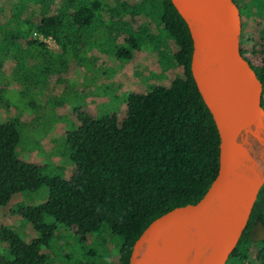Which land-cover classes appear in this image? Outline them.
<instances>
[{
  "label": "trees",
  "instance_id": "obj_1",
  "mask_svg": "<svg viewBox=\"0 0 264 264\" xmlns=\"http://www.w3.org/2000/svg\"><path fill=\"white\" fill-rule=\"evenodd\" d=\"M0 1V55L5 57H0V87L13 82L31 85L39 71L40 79L56 74L59 86L62 76L69 77L68 68L56 66L61 56L37 39H26L35 32L54 39L62 55L74 51L79 56L92 40V30H106V40L118 59L131 61L136 53H157L163 68L181 69L169 88L157 86L148 95H127L122 120L112 114L97 121L77 111L80 126L65 133V146L54 141L56 146L49 153L64 162L70 159L73 170L69 179L63 165L51 162L43 170L23 159V131L30 126L23 117L31 108L14 119L0 120V211L11 206L16 196L48 189L47 201L45 198L39 205L24 201L11 211L28 220L36 233L47 234L45 240L27 242L11 226L0 225L4 248L0 264H56L57 260L52 262L42 254L50 249L52 235L59 236V241L70 235L82 256L79 262L71 257L61 264H129L142 232L165 213L198 203L218 175L220 136L192 75L190 27L172 0ZM250 6L254 8L246 15L259 19L264 0ZM104 16L106 20L94 23ZM259 38L260 50L252 53L260 56L254 69L264 88V30ZM15 52L16 62L5 76L3 65ZM81 61L76 65L83 66ZM25 65L27 76L22 73ZM1 96L0 108L10 107L2 106ZM32 107L36 111L43 108L35 103ZM32 142L39 145L35 138ZM32 148L35 153L39 147ZM258 219L264 222V185L227 264L248 260L254 251L252 244H256L258 263L264 264V241L255 243L249 237ZM114 239L122 241L116 253L118 262L113 260L116 251L109 247Z\"/></svg>",
  "mask_w": 264,
  "mask_h": 264
},
{
  "label": "water",
  "instance_id": "obj_2",
  "mask_svg": "<svg viewBox=\"0 0 264 264\" xmlns=\"http://www.w3.org/2000/svg\"><path fill=\"white\" fill-rule=\"evenodd\" d=\"M193 40L191 71L220 136L219 171L196 204L154 220L136 240L129 264H227L264 185V88L241 52L242 17L234 0H172ZM264 155V150L262 151ZM250 240L264 241L258 219Z\"/></svg>",
  "mask_w": 264,
  "mask_h": 264
},
{
  "label": "rangeland",
  "instance_id": "obj_3",
  "mask_svg": "<svg viewBox=\"0 0 264 264\" xmlns=\"http://www.w3.org/2000/svg\"><path fill=\"white\" fill-rule=\"evenodd\" d=\"M16 1L18 0H13V3ZM1 5L0 1V7ZM4 9L8 11V5ZM258 18L257 20H251L249 16H246L243 19L246 25L243 34V49L247 52H254L256 50V54L258 49L260 50V33L264 30V16H259ZM102 20H106V16L97 19L94 23L97 25ZM105 31L94 32L92 30L90 34L92 40H88L85 43L84 51L79 56H75L74 51L62 55L59 52L60 46L58 49L53 50L55 54L61 56L56 66H60L62 70L68 68L69 77H66V75L61 77L63 79L61 86L56 84V74L47 76L45 79H40L39 75L41 73L39 71L36 78L30 81L32 86L24 82H18V85H16L13 82V84L0 87V89L2 88L0 94H2L1 97L3 102H5L2 103V106L7 104L10 106L8 108L5 106L2 109L0 108V120L8 121L14 119L25 108H31L27 109L23 117V120L30 124L23 131L24 137L26 136V140L22 137L24 141L22 140L21 143V146H24L25 149V152L22 154L23 159L35 162L43 170H46V166L51 164V162L56 165H63L67 168L66 177L68 179L73 170L70 159L66 158L68 161L66 163V160L64 162L62 157L52 158L49 153L56 146L54 141L59 140L60 146H65V133L73 131L80 126L76 114L77 111L85 112L93 120L97 121L112 114H115L122 120L126 114L125 102L127 95L131 93L148 95L157 86L169 88L177 74L181 71L176 66L171 69H167V67L163 68L158 60L157 53H136L131 61L118 59L113 53V46L109 43L108 39L106 40L107 34ZM27 38L31 40V37L27 36ZM109 45L112 47L111 53L107 51L110 47ZM117 46H119L118 43ZM17 54L18 52L12 53V56L5 61L3 65L6 72L5 76L10 73L11 66L16 62L15 58L18 57ZM0 57L5 59L4 54L0 55ZM249 58L253 61L255 67H258L260 56L255 55L254 59L249 56ZM77 61L85 64L83 66L76 65ZM26 63H32V61H27ZM26 65L22 68V73L25 76H27L29 70ZM37 80L42 81L38 82ZM34 103L35 106L43 108L36 111L32 107ZM17 111L18 114L16 113ZM38 122L40 125L36 127ZM33 138L39 142V145H35L32 142ZM31 146H38L39 148L34 153L31 151L33 150ZM259 146V142L252 140L250 151L256 152L261 158L259 160L260 163L264 165V155H262L264 149H261ZM38 153L39 155H37ZM45 198V201H47L48 189H42L37 194L16 196L12 200V208L8 206L0 211V225L11 226L10 228L27 242H30L34 238L45 240V235L47 234L36 233L28 220L18 215H11L12 209L15 210L18 204L26 201L33 205H39L44 202ZM58 237L55 235L51 236L50 249L42 250V254L49 256L52 262L57 260L56 264H61L60 261L68 260L71 257H74L75 263L79 262V258H82V256L80 255V251L77 252L78 248L74 245V240H72L71 236L67 235V238L62 241H59ZM121 245V239H114L109 247L114 252L116 251V254L120 250ZM255 248L256 244H252L251 249L254 251H251V256L248 260L242 263L232 261L228 264H259ZM3 250V246L0 245V256L4 254ZM113 260L114 262H118V254L114 255Z\"/></svg>",
  "mask_w": 264,
  "mask_h": 264
},
{
  "label": "flooded vegetation",
  "instance_id": "obj_4",
  "mask_svg": "<svg viewBox=\"0 0 264 264\" xmlns=\"http://www.w3.org/2000/svg\"><path fill=\"white\" fill-rule=\"evenodd\" d=\"M234 2L238 5L240 12H241V17H242V23H243V29H242V38H241V52L243 54V56L252 64L253 67H255L253 61L249 58V56L252 57V59H254L255 55L252 52H247L245 49H243V44H244V39H243V34L245 32V27H244V21L243 19L248 16L246 15V11H248V9L251 7V3H255L253 2V0H234ZM254 8V7H251ZM262 16H264V13L262 14Z\"/></svg>",
  "mask_w": 264,
  "mask_h": 264
},
{
  "label": "built area",
  "instance_id": "obj_5",
  "mask_svg": "<svg viewBox=\"0 0 264 264\" xmlns=\"http://www.w3.org/2000/svg\"><path fill=\"white\" fill-rule=\"evenodd\" d=\"M31 39H37V40L45 43L51 51L59 48V44L54 39H52L50 37H45L44 35L38 34L36 32L33 34Z\"/></svg>",
  "mask_w": 264,
  "mask_h": 264
},
{
  "label": "crops",
  "instance_id": "obj_6",
  "mask_svg": "<svg viewBox=\"0 0 264 264\" xmlns=\"http://www.w3.org/2000/svg\"><path fill=\"white\" fill-rule=\"evenodd\" d=\"M254 1V0H253ZM259 2V0H255V3H258Z\"/></svg>",
  "mask_w": 264,
  "mask_h": 264
}]
</instances>
